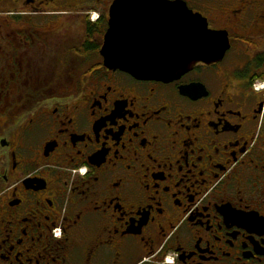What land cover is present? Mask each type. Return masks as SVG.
I'll return each instance as SVG.
<instances>
[{
  "label": "flooded vegetation",
  "instance_id": "1",
  "mask_svg": "<svg viewBox=\"0 0 264 264\" xmlns=\"http://www.w3.org/2000/svg\"><path fill=\"white\" fill-rule=\"evenodd\" d=\"M182 1L229 48L163 82L113 0H0V264H264V0Z\"/></svg>",
  "mask_w": 264,
  "mask_h": 264
},
{
  "label": "water",
  "instance_id": "2",
  "mask_svg": "<svg viewBox=\"0 0 264 264\" xmlns=\"http://www.w3.org/2000/svg\"><path fill=\"white\" fill-rule=\"evenodd\" d=\"M228 48L227 32L208 28L182 0H113L100 54L108 68L170 82Z\"/></svg>",
  "mask_w": 264,
  "mask_h": 264
}]
</instances>
